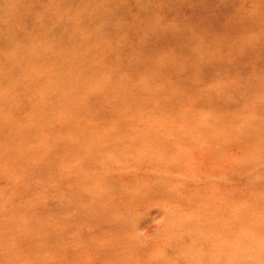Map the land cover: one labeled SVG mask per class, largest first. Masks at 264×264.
I'll use <instances>...</instances> for the list:
<instances>
[{"label": "rangeland", "instance_id": "374dc122", "mask_svg": "<svg viewBox=\"0 0 264 264\" xmlns=\"http://www.w3.org/2000/svg\"><path fill=\"white\" fill-rule=\"evenodd\" d=\"M0 264H264V0H0Z\"/></svg>", "mask_w": 264, "mask_h": 264}]
</instances>
